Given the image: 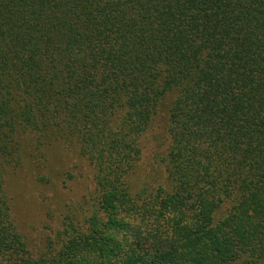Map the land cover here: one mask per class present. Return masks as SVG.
<instances>
[{"label":"trees","instance_id":"1","mask_svg":"<svg viewBox=\"0 0 264 264\" xmlns=\"http://www.w3.org/2000/svg\"><path fill=\"white\" fill-rule=\"evenodd\" d=\"M54 145L88 208L35 250L5 178ZM0 264H264V0H0Z\"/></svg>","mask_w":264,"mask_h":264},{"label":"rangeland","instance_id":"2","mask_svg":"<svg viewBox=\"0 0 264 264\" xmlns=\"http://www.w3.org/2000/svg\"><path fill=\"white\" fill-rule=\"evenodd\" d=\"M169 102L165 100L158 106L145 133L143 144L151 155L163 151L168 145ZM45 174L46 183L36 181L32 161H25L16 171L8 172L5 178L19 230L28 237L35 250L45 247L56 226L63 222L75 225L88 208L91 171L75 150L52 146Z\"/></svg>","mask_w":264,"mask_h":264}]
</instances>
